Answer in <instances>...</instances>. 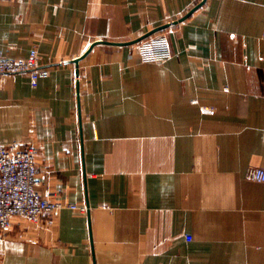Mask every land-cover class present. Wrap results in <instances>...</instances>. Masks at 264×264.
<instances>
[{
  "label": "crops",
  "instance_id": "crops-1",
  "mask_svg": "<svg viewBox=\"0 0 264 264\" xmlns=\"http://www.w3.org/2000/svg\"><path fill=\"white\" fill-rule=\"evenodd\" d=\"M203 1L3 0L4 55L50 75L3 76L0 143L85 210L14 216L0 264H264V0ZM164 25L173 56L144 61Z\"/></svg>",
  "mask_w": 264,
  "mask_h": 264
},
{
  "label": "built area",
  "instance_id": "built-area-1",
  "mask_svg": "<svg viewBox=\"0 0 264 264\" xmlns=\"http://www.w3.org/2000/svg\"><path fill=\"white\" fill-rule=\"evenodd\" d=\"M3 0H0V5ZM141 58L144 61L163 62L173 56L170 43L165 34L151 35L139 42ZM37 49H32L27 57H6L0 48V89L4 75L19 73L29 74L31 84L35 87L41 78L50 75L47 67L39 65ZM39 147L26 144L20 140L0 143V230L7 232L16 215L31 221H40L44 216H55L62 209L71 208L84 211L73 203L51 200L39 190L37 157ZM248 179L264 182V168L250 169ZM188 240L192 236L186 234Z\"/></svg>",
  "mask_w": 264,
  "mask_h": 264
},
{
  "label": "water",
  "instance_id": "water-1",
  "mask_svg": "<svg viewBox=\"0 0 264 264\" xmlns=\"http://www.w3.org/2000/svg\"><path fill=\"white\" fill-rule=\"evenodd\" d=\"M204 2H205V0L203 1V3H204ZM203 3H202V4H203ZM202 4H201V5H202ZM201 5H198L197 7H195V8L189 13V15H191V14H192L196 9H198ZM189 15H187V17H188ZM187 17H185L184 19H186ZM184 19H182V20H184ZM182 20H181V21H182ZM177 22H178V21H177ZM177 22H175V23H177ZM168 26H169V25H164V26H162V27H159V28H157V29L151 31L150 33L144 35L143 37L139 38L138 40L133 41V43H135V42H140L141 40L150 37V36L153 35L154 33L158 32V31H161V30L167 28ZM100 42H103V41H100ZM131 43H132V42H131ZM118 44H129V43H118ZM91 48H92V47H90V49H91ZM75 62L78 63L79 60H76Z\"/></svg>",
  "mask_w": 264,
  "mask_h": 264
}]
</instances>
